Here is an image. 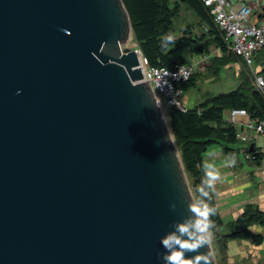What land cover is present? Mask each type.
<instances>
[{"label": "water", "instance_id": "obj_1", "mask_svg": "<svg viewBox=\"0 0 264 264\" xmlns=\"http://www.w3.org/2000/svg\"><path fill=\"white\" fill-rule=\"evenodd\" d=\"M132 39L122 0H0V264H216Z\"/></svg>", "mask_w": 264, "mask_h": 264}, {"label": "trees", "instance_id": "obj_2", "mask_svg": "<svg viewBox=\"0 0 264 264\" xmlns=\"http://www.w3.org/2000/svg\"><path fill=\"white\" fill-rule=\"evenodd\" d=\"M129 15L133 41L146 59L149 67L172 69L176 63L191 64L197 56L209 55L212 49L221 52L210 61L214 73L227 64L240 67L239 83L228 91L205 93L201 100L183 101L182 108L167 105L166 119L178 149L185 175L190 181L192 194L201 203L200 214L212 232L211 244L215 246L219 261L228 253L231 241H249L253 246L264 242V235L251 230L258 226L264 230V211L257 205L247 204L235 218L224 221L207 173L203 157L213 143L222 146L229 154L235 144L239 128L224 118L230 109L243 108L253 121H264V99L254 84V75L264 79V45L252 55V68L242 58L227 49V45L214 24L209 8L201 0H122ZM183 3L197 17L195 24L187 23L175 29L174 19L179 16ZM193 73L187 80L175 82V88L184 92L195 87ZM244 150L248 152L249 147ZM256 160L258 154L250 152ZM217 259V256H215ZM228 257V256H227Z\"/></svg>", "mask_w": 264, "mask_h": 264}, {"label": "built area", "instance_id": "obj_3", "mask_svg": "<svg viewBox=\"0 0 264 264\" xmlns=\"http://www.w3.org/2000/svg\"><path fill=\"white\" fill-rule=\"evenodd\" d=\"M209 8L214 24L220 30L227 49L240 56L247 67L252 68V55L264 45V14L255 18L251 7L230 0H201ZM139 50V49H138ZM140 53V51H139ZM139 68L142 80L149 83L155 94L166 105L182 108V91L175 88V82L189 78L193 64L176 63L172 69L149 67L146 59L140 58ZM254 84L264 99V79L255 74ZM160 100V99H159ZM228 120L239 128L236 136L239 140L250 139L251 135L264 138V121H253L243 108L227 111Z\"/></svg>", "mask_w": 264, "mask_h": 264}, {"label": "rangeland", "instance_id": "obj_4", "mask_svg": "<svg viewBox=\"0 0 264 264\" xmlns=\"http://www.w3.org/2000/svg\"><path fill=\"white\" fill-rule=\"evenodd\" d=\"M172 3L178 1V0H170ZM233 2V0H231ZM197 22V17L194 14L193 11L187 8V6L183 3L180 4V11H179V16L174 19L173 23L175 26V29L179 30L182 26H184L187 23H192L195 24ZM133 39L130 40L127 44L128 47L132 48L133 46ZM137 47V45H136ZM138 49V47H137ZM194 58L192 59L191 64H193V77L195 78V87L191 88L190 90L184 92L182 95V102L186 99L187 102H190L193 98L194 100H201L202 97L204 96L205 93H212L216 94L217 92H222V91H228L230 89H233L238 83H239V70L240 67L238 64H227L226 66L223 67L220 72L218 71L217 73H214L213 71V65L211 66V59L214 58L215 56L220 57L221 52L217 49H212L210 56L209 55H201L197 56L193 54ZM253 69V67H252ZM158 99H160V104L163 112L165 113L166 116V111H167V105L165 101L160 97L157 96ZM184 99V100H183ZM245 146H241L240 143H237L234 145V157L235 161L238 163L236 165V169L242 170V172L249 171L253 168H250L252 166H256V162L250 159L249 153H246L245 151H242ZM208 151H214V150H221L222 146L213 143L208 146ZM242 148V149H241ZM244 152L243 154L240 152ZM211 151V152H212ZM245 157L247 160H249L247 164V160H245ZM216 164L219 165H224L225 167V172H228L229 169H227V157L225 155H221L220 157H215L214 159ZM240 163V164H239ZM208 163H206L207 165ZM240 165V166H239ZM208 167V166H207ZM255 168V167H254ZM250 173V172H249ZM186 176V175H185ZM187 183L190 187V181L187 178ZM191 189V187H190ZM192 192V190H191ZM193 195V194H192ZM239 195H236L237 197ZM243 197L246 196H241L239 198H236V201L238 202L240 199H243ZM196 206L200 212L201 209V203L195 199L193 196ZM234 198V197H233ZM234 200L231 199V196H227L226 203L227 205L224 207L226 209L230 202H233ZM221 211V210H220ZM204 221V220H203ZM206 226V225H205ZM251 230L254 232H258L264 235V230L258 226H252ZM206 232L211 244V238H212V232L207 229L206 227ZM232 243L234 245H232ZM231 246L230 250L228 249V254L223 256V260L219 261V255L217 254V250L215 249V246L211 244V248L213 250L214 258L216 264H264V259H263V254L264 252L260 253V250H264V247H261L259 249L258 246H253L249 243V241H232L229 243ZM237 244V245H236ZM261 246H264V242L261 244ZM257 249V251H255ZM249 253V254H248ZM262 255V256H261ZM217 256V259L216 257ZM228 256V257H227ZM262 258L260 260H255V258Z\"/></svg>", "mask_w": 264, "mask_h": 264}, {"label": "crops", "instance_id": "obj_5", "mask_svg": "<svg viewBox=\"0 0 264 264\" xmlns=\"http://www.w3.org/2000/svg\"><path fill=\"white\" fill-rule=\"evenodd\" d=\"M230 2L232 4L244 3L250 6L252 12L255 14V18L264 14V0H233V2L230 0ZM224 118L226 120L228 119L227 112H225ZM239 143L241 146L247 145L246 147H249L250 144L252 145L251 151L246 152L244 149L242 151L249 153V155H251L250 152L258 154L257 159L253 160L256 162V166L250 167L253 169L249 171L242 172V170L236 169L238 163L235 161L234 150L226 155L222 150L208 151L209 147H207L203 157V166L207 173L208 182L212 187L220 215L225 222L239 215L247 204L257 205L260 210L264 211V138L252 134L250 139L240 141ZM242 151L240 150L243 154L244 152ZM221 155H225L228 159L226 166L227 169H229L228 172H225L226 169L224 165L221 166L216 164L213 160L214 156L220 157ZM245 160H247L246 157ZM248 161L249 160H247V164L249 163ZM206 163L208 164L206 165ZM236 195L239 196L235 197ZM227 196H231V199L234 201L230 202L228 207L224 209L227 205ZM241 196L246 197H243V199L237 202L236 198ZM232 245L234 244L232 243ZM229 246L231 245L228 244V249L230 250ZM261 247L264 246L259 245L257 249ZM257 249L255 251H257ZM259 252L262 253L264 250H260ZM260 259L262 258H255L256 261Z\"/></svg>", "mask_w": 264, "mask_h": 264}]
</instances>
